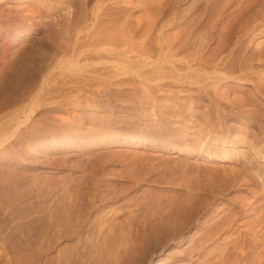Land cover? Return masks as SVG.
<instances>
[{
    "label": "rangeland",
    "instance_id": "obj_1",
    "mask_svg": "<svg viewBox=\"0 0 264 264\" xmlns=\"http://www.w3.org/2000/svg\"><path fill=\"white\" fill-rule=\"evenodd\" d=\"M263 6L0 0V264H264Z\"/></svg>",
    "mask_w": 264,
    "mask_h": 264
},
{
    "label": "bare ground",
    "instance_id": "obj_2",
    "mask_svg": "<svg viewBox=\"0 0 264 264\" xmlns=\"http://www.w3.org/2000/svg\"><path fill=\"white\" fill-rule=\"evenodd\" d=\"M208 6V5H207ZM257 7V6H256ZM264 7V6H263ZM206 8V7H205ZM264 9V8H263ZM258 10V9H257ZM253 12V11H252ZM188 14V13H187ZM251 16H252V14H251ZM257 16V15H256ZM246 19V18H245ZM255 19H256V17H255ZM251 20V19H250ZM254 21V20H253ZM246 22V21H245ZM251 24V23H250ZM246 26V25H245ZM250 27V26H249ZM209 33V32H208ZM200 43V42H199ZM264 44V43H263ZM230 51V50H229ZM263 55V54H262ZM236 63V62H235ZM202 66V65H201ZM238 66V65H237ZM238 98V97H237Z\"/></svg>",
    "mask_w": 264,
    "mask_h": 264
}]
</instances>
